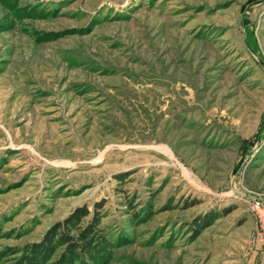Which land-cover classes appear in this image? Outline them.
Instances as JSON below:
<instances>
[{
    "label": "rangeland",
    "instance_id": "rangeland-1",
    "mask_svg": "<svg viewBox=\"0 0 264 264\" xmlns=\"http://www.w3.org/2000/svg\"><path fill=\"white\" fill-rule=\"evenodd\" d=\"M53 233L264 264V0H0V264Z\"/></svg>",
    "mask_w": 264,
    "mask_h": 264
},
{
    "label": "trees",
    "instance_id": "trees-1",
    "mask_svg": "<svg viewBox=\"0 0 264 264\" xmlns=\"http://www.w3.org/2000/svg\"><path fill=\"white\" fill-rule=\"evenodd\" d=\"M87 212V209H79V210H74L71 214L75 217H78L79 215L85 214ZM59 228H56L54 230V232L56 233L57 230ZM93 226L89 227L88 231H92ZM59 231L61 232V229H59ZM91 234V233H90ZM53 236L51 237H47V239L42 243V245L40 247H36V246H32L31 250H29V253H27L25 255V257L22 260L18 261V264H40V259L42 257V254L46 252V250L51 249L53 247H55L56 245V240H55V235L54 233L52 234ZM61 238L66 239L67 241L70 240L69 243V248H72L68 259L72 260V258L78 254V247L79 249H83L85 252H89V254L93 257V255L95 254V252L97 251V249L93 248V245L91 244V239L90 236H87L84 241L79 244L76 241H74L73 239H71V237H68V235H66V233L61 232L60 233ZM59 235V236H60ZM84 235V234H83ZM105 244H101L100 249L105 248Z\"/></svg>",
    "mask_w": 264,
    "mask_h": 264
},
{
    "label": "built area",
    "instance_id": "built-area-1",
    "mask_svg": "<svg viewBox=\"0 0 264 264\" xmlns=\"http://www.w3.org/2000/svg\"><path fill=\"white\" fill-rule=\"evenodd\" d=\"M257 203H258V201H257Z\"/></svg>",
    "mask_w": 264,
    "mask_h": 264
}]
</instances>
